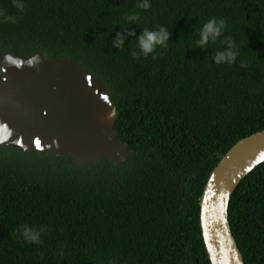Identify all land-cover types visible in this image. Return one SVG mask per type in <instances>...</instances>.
<instances>
[{
    "label": "trees",
    "instance_id": "obj_1",
    "mask_svg": "<svg viewBox=\"0 0 264 264\" xmlns=\"http://www.w3.org/2000/svg\"><path fill=\"white\" fill-rule=\"evenodd\" d=\"M22 2L20 11L0 0V53H42L99 77L131 158L82 167L0 148V264H212L201 228L205 187L233 147L264 131V0H150L148 10L137 0ZM211 18L227 27L201 49ZM161 26L167 47L134 57L143 29ZM228 37L239 55L218 65ZM229 214L245 264H264V164L236 190ZM26 225L42 243L23 239Z\"/></svg>",
    "mask_w": 264,
    "mask_h": 264
},
{
    "label": "water",
    "instance_id": "obj_2",
    "mask_svg": "<svg viewBox=\"0 0 264 264\" xmlns=\"http://www.w3.org/2000/svg\"><path fill=\"white\" fill-rule=\"evenodd\" d=\"M118 118L104 82L76 62L0 53V148L70 157L82 167L106 159L120 166L131 152L116 130ZM262 164L264 131L240 141L211 174L201 199V228L212 264H245L230 206Z\"/></svg>",
    "mask_w": 264,
    "mask_h": 264
},
{
    "label": "clouds",
    "instance_id": "obj_3",
    "mask_svg": "<svg viewBox=\"0 0 264 264\" xmlns=\"http://www.w3.org/2000/svg\"><path fill=\"white\" fill-rule=\"evenodd\" d=\"M14 6L23 11L24 4L22 0H14ZM136 8L141 10H148L151 8L150 0H137ZM140 19L139 13L129 15L127 20L129 22L135 23ZM4 22L16 23V18L12 16H5ZM227 27V22L224 19L211 18L206 23L203 24L199 32V39L196 41V45L203 49L209 44V42L215 43L220 37L223 36L225 29ZM128 31V30H127ZM129 36H136L135 31H128ZM171 40V34L169 33L166 27H159L156 30H150L148 28L143 29L141 34L137 37V47L139 52H133V56L143 55L145 57L154 53L158 46L167 47L169 41ZM126 41V38L120 35H117L115 41L116 47H122ZM223 43L227 46L224 51L216 52L214 56V62L216 64H232L236 61L239 51L236 47L235 41L228 37ZM155 58V57H153ZM23 239L26 240L29 244H40L41 240V231L33 230L27 225L24 226L22 232Z\"/></svg>",
    "mask_w": 264,
    "mask_h": 264
}]
</instances>
